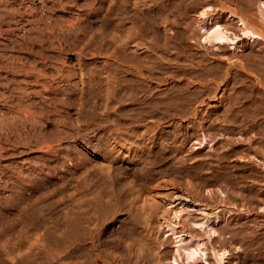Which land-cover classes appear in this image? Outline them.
<instances>
[{
    "label": "rangeland",
    "instance_id": "rangeland-1",
    "mask_svg": "<svg viewBox=\"0 0 264 264\" xmlns=\"http://www.w3.org/2000/svg\"><path fill=\"white\" fill-rule=\"evenodd\" d=\"M216 24L235 41L204 39ZM81 163L86 189L114 193L94 185L95 253L81 247ZM124 191L128 228L112 222ZM190 240L205 253L186 257ZM82 253L264 264V0H0V264Z\"/></svg>",
    "mask_w": 264,
    "mask_h": 264
},
{
    "label": "bare ground",
    "instance_id": "bare-ground-1",
    "mask_svg": "<svg viewBox=\"0 0 264 264\" xmlns=\"http://www.w3.org/2000/svg\"><path fill=\"white\" fill-rule=\"evenodd\" d=\"M165 4V3H164ZM261 4H263L262 2H261ZM192 5V4H191ZM240 23L243 25L242 26V30H241V35L242 36H248L249 38H260L261 37V35L260 34H258L257 32H255V31H253L252 29H250V28H248L246 25H245V23H244V20H241L240 19ZM205 26V23H203L202 24V27H204ZM227 27V26H226ZM205 32L207 33V35H205L204 36V39H210V40H214L215 42H219V43H223V42H234L235 41V39L237 38V36L236 35H230L229 34V32L227 31V30H225L223 27H221L220 25H215V26H213V27H211V28H209V29H205ZM174 63V62H173ZM116 78V77H115ZM118 79V78H117ZM116 82V81H115ZM116 85V84H115ZM83 158V157H82ZM84 159V158H83ZM82 160V159H81ZM84 161V160H83ZM85 162V161H84ZM82 164V163H81ZM84 165H85V163H84ZM83 164H82V169H81V176H82V182L81 183H83V188L82 189H80L82 192H80V194H81V197H79V198H81V206H80V212H79V220H80V227H81V232L80 233H82V240H83V243H81L82 245H81V247H83L84 248V252H85V250L87 251V249H90L93 253H95L96 252V250H97V240H98V233L102 230L101 228H100V226L102 225V222H103V220H101L100 219V217H99V211L101 210V209H99V204L101 203V205H104L105 204V202H106V199H104V197H100L99 195H101V193L99 194L98 193V190L100 189L101 190V188L100 187H98L97 185L99 184V185H101L100 183H98V184H94V185H96L99 189L97 190L96 188H95V186L93 185H91V187L89 188V189H86V187H87V185H86V183L87 182H85L86 181V179H87V172L85 171V167H88V165L87 166H84ZM95 166V165H94ZM93 167V166H92ZM102 169H103V167H102ZM89 170H91V168L89 169ZM98 170H100V168L98 169ZM101 172H102V170H100ZM106 171V170H105ZM104 171V172H105ZM119 171V170H118ZM90 172V171H89ZM88 172V173H89ZM94 172V171H93ZM97 172V171H96ZM117 172V171H116ZM121 172V171H120ZM100 173V172H99ZM98 173V174H99ZM115 173V172H114ZM90 174V173H89ZM104 173H102L101 175H103ZM96 175H97V173H96ZM113 175V174H112ZM116 175V174H115ZM95 176V175H94ZM117 176H118V174H117ZM122 176V175H121ZM121 176H119V177H121ZM89 177L90 176H88V179H89ZM92 177H93V175H92ZM97 177V176H96ZM106 177V176H105ZM110 177V176H109ZM118 177V178H119ZM111 178H115V177H111ZM110 178V179H111ZM126 178V177H125ZM94 179V178H93ZM105 179V178H104ZM99 180V179H98ZM101 180V179H100ZM109 180V179H108ZM90 181V180H89ZM88 181V182H89ZM92 181V180H91ZM112 181H114V180H112ZM116 181V180H115ZM94 182V181H93ZM103 183V182H102ZM122 184H124L123 182H121ZM89 184V183H88ZM107 184V183H106ZM116 184V183H115ZM119 184V183H118ZM109 185V184H108ZM111 185V184H110ZM101 186H103V185H101ZM115 186V185H114ZM113 186V187H114ZM125 186V185H124ZM106 187L107 186H105V189H106ZM120 187V186H119ZM109 188H110V186H109ZM118 188V187H117ZM122 188V187H121ZM124 188V187H123ZM122 188V189H123ZM129 188V187H128ZM104 189V190H105ZM108 189V188H107ZM106 189V190H107ZM114 189V188H113ZM115 189H116V187H115ZM121 189V190H122ZM126 189V188H125ZM125 189H123V190H125ZM131 189H132V187H131ZM79 190V191H80ZM99 190V191H100ZM104 190H101V191H104ZM105 190V191H106ZM109 190V189H108ZM117 190V189H116ZM115 190V191H116ZM120 190V191H121ZM133 190V189H132ZM111 191V193H112V190L110 189L109 190V192ZM114 191V190H113ZM119 191V190H118ZM134 191V190H133ZM130 192H131V190H130ZM91 195H89V194ZM103 193V195H105V194H107L108 192H106V193H104V192H102ZM116 193H117V191H116ZM115 193V194H116ZM127 194H129L128 192H126ZM125 193V191H124V195L126 194ZM87 194H88V196H87ZM108 194H110V193H108ZM107 194V195H108ZM112 194H114V193H112ZM118 194V193H117ZM121 194H122V192H121ZM111 195V194H110ZM129 195H131V193L129 194ZM128 195V196H129ZM89 199H88V198ZM109 197V196H108ZM133 197V196H132ZM136 197H138V196H136ZM134 198V197H133ZM132 199V198H131ZM135 199V198H134ZM133 199V200H134ZM132 200V201H133ZM144 200V199H143ZM148 200V199H147ZM151 201H152V199H150ZM107 201H110V200H107ZM112 201V200H111ZM129 201H130V198L129 197H127L126 195L124 196V198H122L121 199V202H120V205H119V208H117V211L119 212V214H117L115 217H114V219H113V221L112 222H114L115 223V221L116 220H122V219H127L128 218V216L127 215H129V213L127 214V208H128V203H129ZM157 201V200H156ZM79 202H80V200H79ZM115 202H117L118 203V201H115ZM134 202V201H133ZM146 203H148V201L146 202ZM149 203H150V201H149ZM152 203V204H151ZM150 204H151V207H150V209L152 210V212L150 213L151 215L153 214H156L157 212H156V209H158L159 208V204L158 205H156L157 203L155 202V201H153V202H151ZM119 204V203H118ZM142 204V203H141ZM141 204H139V205H141ZM138 205V204H137ZM146 206H148L147 204L145 205V203L144 204H142V207H144V208H141L140 206H136V208H137V213H138V215L141 217H144V215L147 213V215H148V212H146L147 210H145L146 209ZM150 206V205H149ZM109 207H110V205H109ZM111 207H112V205H111ZM110 207V208H111ZM118 207V206H117ZM109 208V209H110ZM147 208H149V207H147ZM132 209V208H131ZM115 210H116V208H115ZM133 210V209H132ZM131 210V211H132ZM143 210L145 211V213L143 212ZM106 211V210H105ZM104 211V212H105ZM103 212V213H104ZM143 212V213H142ZM111 213V212H110ZM102 214V213H101ZM156 215H154V217H155ZM127 217V218H126ZM132 220V219H131ZM154 220V219H153ZM219 217L217 216V215H215V216H213V218H211L210 219V222H209V224H207V226H208V233H209V235L210 236H212L211 235V233H215L216 232V228L214 229V227H213V224L214 223H218L219 222ZM124 220H122V224L124 223L123 222ZM126 222H127V220H125ZM152 221V220H151ZM150 221V222H151ZM121 222V221H120ZM131 222V221H130ZM129 222V223H130ZM111 223V222H110ZM104 224V223H103ZM122 224H119V227L120 226H122ZM131 224V223H130ZM130 224H127V226L125 225V223H124V225L128 228V226L130 225ZM152 225V224H151ZM143 226V225H142ZM117 228V229H120V228ZM123 227V226H122ZM121 227V228H122ZM125 227V228H126ZM144 227V226H143ZM151 227V226H150ZM112 228V227H111ZM110 228V229H111ZM124 228V227H123ZM124 228V229H125ZM127 228H126V230H127ZM145 228V227H144ZM105 229V228H104ZM116 228H115V231L117 230ZM123 229V230H124ZM130 229V228H129ZM129 229L127 230L128 232H123V233H129L130 231H129ZM135 229H137V228H135ZM135 229H134V231H135ZM122 230V229H121ZM144 230V229H143ZM142 230V231H143ZM169 230L172 232V234H174L175 233V226L173 225V224H171V225H169ZM221 229H219V231H220ZM111 231V230H110ZM110 231H107V232H109L110 233ZM118 231V230H117ZM218 231V230H217ZM222 232V231H221ZM79 233V234H80ZM111 233H112V231H111ZM115 233H117V232H115ZM118 233L119 234H121L122 232H119L118 231ZM122 233V234H123ZM118 234V235H119ZM132 234H134V233H132ZM207 234V233H206ZM219 234V233H218ZM103 235V234H102ZM107 235V234H106ZM111 235V234H110ZM115 235V234H114ZM128 236H129V234H128ZM108 237H109V235H108ZM111 237H112V235H111ZM114 237V236H113ZM118 237H121V235L120 236H118ZM122 237H123V235H122ZM145 237V236H144ZM209 237V236H208ZM80 238H81V235H80ZM123 238H127L126 236H124ZM129 238V237H128ZM137 238H139V237H137ZM118 240V239H117ZM119 240H121V239H119ZM125 240V239H124ZM123 240V241H124ZM196 241V240H195ZM112 242V241H111ZM115 242H116V239H115ZM146 242V241H145ZM145 242H143L144 244H145ZM179 242V239L177 240V243ZM191 242V243H190ZM80 243V242H79ZM110 243V242H109ZM121 243V242H120ZM141 243V242H140ZM193 243V241H189V243H187V244H181L180 243V246L182 245L183 246V248H182V250L185 252V255H186V257H190V256H194L196 253H200V255H203L204 253H205V251H201V249L198 247V246H200V243L199 242H195V244H192ZM107 244H108V242H107ZM122 244V243H121ZM139 244V243H138ZM188 244H191V245H189V247L187 246ZM109 245V244H108ZM194 245H197V246H194ZM106 246V245H105ZM119 246H120V244H119ZM141 246H142V244H141ZM145 247V246H144ZM83 248H82V250H83ZM101 248V247H100ZM140 248V247H139ZM127 249V248H126ZM175 249H176V251H177V253H179L180 251H179V247H175ZM118 250V249H117ZM128 250V249H127ZM91 251H89V254H90V252ZM98 251V250H97ZM102 251V250H101ZM82 252V251H81ZM83 252V253H84ZM139 252V251H138ZM83 253H82V258L81 259H83L82 261L83 262H81V264L83 263H85L86 264V262H85V259H89V258H87L86 257V255H84V257H83ZM85 253H87V252H85ZM93 253H91V255L93 254ZM98 253V252H97ZM127 253V252H126ZM117 254V253H116ZM128 254V253H127ZM106 255V254H105ZM123 255V254H122ZM180 255V253L178 254V256ZM224 255V252L222 251L221 252V254H219V258H218V260L217 261H221V258H222V256ZM95 256V255H94ZM115 256V255H114ZM118 256V255H117ZM121 256V255H120ZM89 257H91V256H89ZM96 257V256H95ZM94 257V261H95V258ZM98 257V256H97ZM85 258V259H84ZM92 258V257H91ZM137 258V257H136ZM115 259V258H114ZM91 260V259H90ZM174 261L176 260V258H174L173 259ZM92 261V260H91ZM94 261H92V262H94ZM94 264V263H93ZM97 264V263H96Z\"/></svg>",
    "mask_w": 264,
    "mask_h": 264
}]
</instances>
